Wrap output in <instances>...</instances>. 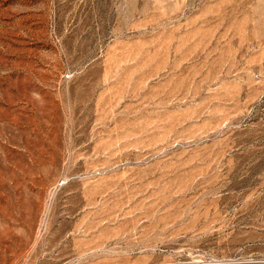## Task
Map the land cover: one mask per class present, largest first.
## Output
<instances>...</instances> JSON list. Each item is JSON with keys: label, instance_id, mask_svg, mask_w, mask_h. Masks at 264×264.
<instances>
[{"label": "rangeland", "instance_id": "rangeland-1", "mask_svg": "<svg viewBox=\"0 0 264 264\" xmlns=\"http://www.w3.org/2000/svg\"><path fill=\"white\" fill-rule=\"evenodd\" d=\"M0 264H264V0H0Z\"/></svg>", "mask_w": 264, "mask_h": 264}]
</instances>
